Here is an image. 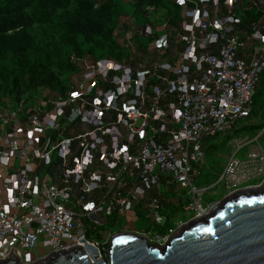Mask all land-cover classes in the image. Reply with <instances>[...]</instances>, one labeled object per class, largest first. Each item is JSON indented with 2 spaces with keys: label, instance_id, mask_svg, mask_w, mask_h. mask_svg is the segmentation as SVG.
<instances>
[{
  "label": "built area",
  "instance_id": "built-area-1",
  "mask_svg": "<svg viewBox=\"0 0 264 264\" xmlns=\"http://www.w3.org/2000/svg\"><path fill=\"white\" fill-rule=\"evenodd\" d=\"M171 2L174 21L164 6L129 14L125 60L73 54L77 78L64 93L0 100V260L87 243L108 261L113 235L131 231L124 217L149 220L134 232L165 247L212 213L195 181L206 141L252 114L264 0ZM219 181L223 197L262 186L264 146L230 154Z\"/></svg>",
  "mask_w": 264,
  "mask_h": 264
},
{
  "label": "trees",
  "instance_id": "trees-1",
  "mask_svg": "<svg viewBox=\"0 0 264 264\" xmlns=\"http://www.w3.org/2000/svg\"><path fill=\"white\" fill-rule=\"evenodd\" d=\"M123 5L138 20L147 5L166 7L171 21L179 15L171 0H0V97L18 100L22 90L42 84L66 91L61 76L76 68L69 59L52 56L51 41L77 54L95 57L101 51L121 59L113 33ZM52 58L60 62L59 73Z\"/></svg>",
  "mask_w": 264,
  "mask_h": 264
},
{
  "label": "water",
  "instance_id": "water-1",
  "mask_svg": "<svg viewBox=\"0 0 264 264\" xmlns=\"http://www.w3.org/2000/svg\"><path fill=\"white\" fill-rule=\"evenodd\" d=\"M79 241H84L81 237ZM165 247L145 235L121 231L110 241L108 261L93 245L48 253L22 263L10 255L0 264H264V184L240 189L191 220Z\"/></svg>",
  "mask_w": 264,
  "mask_h": 264
},
{
  "label": "rangeland",
  "instance_id": "rangeland-1",
  "mask_svg": "<svg viewBox=\"0 0 264 264\" xmlns=\"http://www.w3.org/2000/svg\"><path fill=\"white\" fill-rule=\"evenodd\" d=\"M125 12L123 11L119 16H118V22L117 25L114 29V39L116 42L120 45L122 49V58L117 59L118 61H123L127 57V51L125 50V39L128 38V36H132L133 32L131 30H134L133 28H129V26H132V22L129 20V14L130 12L126 10H131L129 6L123 5L122 7ZM167 13V12H166ZM129 23V25H127ZM139 38V39H138ZM47 42L49 40L46 37ZM133 41H135L136 44L138 45H147L148 44V39L146 37H138L137 35L133 37ZM50 51L52 56L58 54L59 60H67L69 59L70 62V57L71 55H86V56H91L89 53H83V54H77L76 52L70 51L65 47H62L58 42L56 41H51L50 42ZM92 58L95 59H101L105 57H111L112 56H107L103 52L98 51L97 56H91ZM116 59V58H115ZM54 58L51 59V65H53V71L55 73H59V68L57 66V63L60 62H53ZM71 63V62H70ZM72 64V63H71ZM74 65V64H73ZM76 68V67H75ZM77 78V73L76 70L73 72H68L65 73L64 75L61 76L62 82L64 85L72 86L75 83V80ZM56 93H64L61 92V90H58L57 88L48 86V85H38L37 87H34L29 90H22L21 94L22 97H30V98H41L43 99H48L50 96L51 99L54 98ZM254 113L251 115L249 118H242L237 122V125L235 129L238 127L245 125L244 129H241L237 134H232L231 137L228 138L225 136L224 133H221L219 136L212 137L206 141V150H205V158H204V168L201 170L200 175L198 176V179L195 181V185L202 188L206 187L208 188V191L204 193V198L205 199H210V201H218L220 198L223 197V184L222 182L219 181V175L222 172L223 165L225 164L228 155L233 153L236 149V140L240 137L241 133L245 134L248 133L250 139H249V144L245 146L238 154L237 156L243 157L244 153L248 151L251 146H253L254 143L257 142L255 139V136L260 132L262 136L260 137L259 142L264 145V75L262 76V81L260 86L258 87L257 91L254 94ZM239 129V128H238ZM233 132V131H232ZM263 137V138H262ZM131 220V219H130ZM124 223V228L125 229H131V231H134L135 229L143 230L144 228H147L150 224V221L147 219L139 218L136 220L129 221L128 223L126 222V219L124 217L123 220ZM41 246H37L35 248H31L27 251H25L24 256L27 258L28 256H35L38 253H41ZM48 250V249H47Z\"/></svg>",
  "mask_w": 264,
  "mask_h": 264
},
{
  "label": "crops",
  "instance_id": "crops-1",
  "mask_svg": "<svg viewBox=\"0 0 264 264\" xmlns=\"http://www.w3.org/2000/svg\"><path fill=\"white\" fill-rule=\"evenodd\" d=\"M261 81H262V78H261ZM261 81L259 82V85H258V87L260 86V84H261ZM258 87H257V89H258ZM257 89H256V91H257ZM7 98V97H6ZM5 99V97H0V100H4ZM253 104H254V97H253ZM253 113H254V108H253V111H252V114L251 115H253ZM250 115V116H251ZM249 116V117H250ZM249 117H247V118H249ZM247 124H245V125H242V126H240V127H238L237 129H233V132L231 131V132H228V133H224L225 134V136H227L228 138H230L232 135H231V133L232 134H237L241 129H244L245 128V126H246ZM263 131H264V128H263ZM262 133L260 132V134L258 133L256 136H255V139L254 140H257V142L256 143H254V144H257V143H260L259 142V140H260V137L263 135H261ZM219 135H221V134H219ZM219 135H217V136H219ZM263 138V137H262ZM249 139H250V137H249V135H248V133H245V134H242L241 133V135H240V137L235 141L236 142V149H235V151H233V153H236V154H238L243 148H245V146L247 145V144H249L250 142H249ZM253 144V145H254ZM261 144V143H260ZM262 145V144H261ZM242 146V147H241ZM262 146H264V145H262ZM239 147H241L240 149H239ZM252 147V146H251ZM205 150H206V145H205ZM247 152V151H246ZM246 152L244 153V155L246 154ZM233 153H231V154H233ZM229 156V155H228ZM228 158V157H227ZM2 171H3V168L1 169ZM220 199H222V198H220ZM219 199V200H220ZM208 201H210V199H208ZM42 251H41V253H38V254H36L35 256H29L28 258H29V260L30 261H33V260H35L37 257H39V256H41L42 255Z\"/></svg>",
  "mask_w": 264,
  "mask_h": 264
},
{
  "label": "snow or ice",
  "instance_id": "snow-or-ice-1",
  "mask_svg": "<svg viewBox=\"0 0 264 264\" xmlns=\"http://www.w3.org/2000/svg\"><path fill=\"white\" fill-rule=\"evenodd\" d=\"M87 207H89V208H90V207H92V205H87Z\"/></svg>",
  "mask_w": 264,
  "mask_h": 264
}]
</instances>
